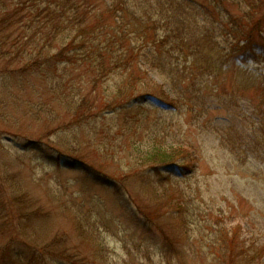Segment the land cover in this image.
Wrapping results in <instances>:
<instances>
[{"label":"trees","instance_id":"16d2710c","mask_svg":"<svg viewBox=\"0 0 264 264\" xmlns=\"http://www.w3.org/2000/svg\"><path fill=\"white\" fill-rule=\"evenodd\" d=\"M33 70L44 71L42 88L33 83L25 86L16 74ZM224 72L237 74L236 80L241 76L245 89L253 90L252 98L242 102L246 109L239 106L235 111L239 105L235 99L229 100L230 106L227 100L217 99L216 84ZM146 99L157 107L181 106L191 115L200 109L206 115L208 104L217 102L215 111L242 117L258 134L254 137L258 147H263L264 0H0V125L6 126L0 130V187L7 184L9 203L18 208L20 218L30 219L33 198L10 169L12 154L9 142L3 140L17 135L12 130L15 115L40 118L46 112L51 122H58L61 115L71 122H88L100 108L125 110L133 103L139 109ZM130 123L121 124L124 131L119 128V132L131 131L137 166L158 172L172 166L187 169L197 162L187 147L169 145L156 133L144 135L141 129L127 128ZM140 128L149 130L147 125ZM99 134H103L100 128L94 138ZM87 138H74L80 143L75 147L60 137L53 141L57 155L69 159L72 167L92 170L81 156V149L91 144ZM37 142L41 147L54 144L47 136ZM223 142L230 150L238 147L230 130ZM241 155L237 161L246 165L247 157L243 151ZM259 155L256 152L255 159ZM14 162L18 168L20 157ZM149 190L159 200L167 198L164 190ZM176 212L181 220L180 205ZM7 220L1 202L0 234L10 228ZM77 225L80 233L91 235L81 228L80 219ZM17 229L25 235L30 231L20 223ZM240 229L218 230L206 250L190 256L203 260L202 264H264V245L245 249ZM47 250L52 249L47 246ZM2 252L5 263L21 259V254L12 258L6 247ZM186 258L187 254H175V264H185Z\"/></svg>","mask_w":264,"mask_h":264},{"label":"rangeland","instance_id":"374dc122","mask_svg":"<svg viewBox=\"0 0 264 264\" xmlns=\"http://www.w3.org/2000/svg\"><path fill=\"white\" fill-rule=\"evenodd\" d=\"M43 73L16 74L25 86L33 83L42 88L46 84ZM234 75L224 72L215 95L227 100L229 106V100L235 99L238 112L239 106L246 109L242 102L252 98L253 90L245 89L242 77L236 80ZM10 83L15 84V79ZM216 103L208 104L206 115L205 109L191 115L181 106L162 108L146 99L139 109L133 108V103L125 110L100 108L99 115L88 122H71L62 115L58 122H51L45 118L46 112L40 113V118L14 114L12 130L17 135L3 140L9 142L12 154L10 169L17 172V180L33 198L32 213L31 220L20 218L18 208L9 203L7 184L0 187V203H5L10 225L0 234V264H8L3 260L4 247L12 258V254H21L13 264H167V260L175 264V254H187L185 264H202L203 260L190 254L206 250L218 230L230 233L237 226H241L240 241L245 249L264 245V145L258 147L254 140L258 134L242 117L238 120L226 110L215 111ZM123 123L141 129L144 135L156 133L169 145L187 147L196 165L193 161L187 169L172 166L158 172L137 166L129 141L131 131L125 135L119 132ZM5 127L0 125V130ZM94 128L103 134L94 138ZM120 129L124 131V127ZM228 130L237 150L223 142ZM45 136L52 143L64 137L75 147L80 143L74 138L88 137L91 144L81 149V156L93 169L72 167L69 159L57 155L55 143L41 147L37 141ZM242 151L246 165L237 161ZM256 152L260 155L255 159ZM16 156L21 161L18 168ZM150 187L164 190L167 198L157 199ZM179 205L181 220L176 212ZM76 216L81 228L91 235L78 231ZM19 223L25 231L30 229L27 236L17 229Z\"/></svg>","mask_w":264,"mask_h":264}]
</instances>
